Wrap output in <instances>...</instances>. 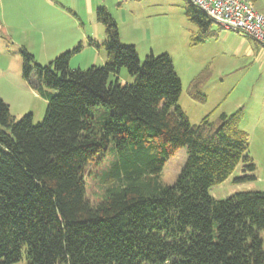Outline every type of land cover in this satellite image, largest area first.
Segmentation results:
<instances>
[{
    "label": "trees",
    "instance_id": "16d2710c",
    "mask_svg": "<svg viewBox=\"0 0 264 264\" xmlns=\"http://www.w3.org/2000/svg\"><path fill=\"white\" fill-rule=\"evenodd\" d=\"M185 14L196 41L213 35V21L189 0ZM96 17L104 40L89 45L106 52L103 66L70 68L82 42L45 67L20 47L23 78L48 101L41 123L32 113L15 118L0 98V264L23 255L27 264H264V191L210 194L240 164L250 175L236 181L254 179L242 112L192 124L170 56L141 62L108 9ZM123 68L131 83L120 81ZM184 148L176 182L163 184ZM108 159L93 203L87 168Z\"/></svg>",
    "mask_w": 264,
    "mask_h": 264
},
{
    "label": "rangeland",
    "instance_id": "374dc122",
    "mask_svg": "<svg viewBox=\"0 0 264 264\" xmlns=\"http://www.w3.org/2000/svg\"><path fill=\"white\" fill-rule=\"evenodd\" d=\"M254 5L264 14V0ZM185 6L186 0H142L133 8L113 10V15L120 21L126 37L127 42L123 43L137 45L141 62L150 54L170 56L182 84L178 104L192 124H200L209 114L216 119L222 113L242 112L240 128L249 135V155L256 166L254 179L236 181L250 175L240 164L224 183L213 186L210 194L224 200L242 191H264V58L256 51L248 53V47L256 50L252 40L216 23L210 28L213 35L202 42L196 41L201 34L197 25L187 19ZM87 28L96 37V28L91 25ZM100 28L103 29L101 25ZM20 47L0 30V97L9 104L15 118L32 113L34 124H38L45 118L48 101L23 78ZM54 48L49 52L37 48L26 50L33 55L36 65L45 67L66 52L58 45ZM105 59L104 50L90 47L72 58L70 68L86 70L93 65L103 66ZM120 81L132 82L126 68L121 70ZM186 160L187 150H178L163 169L162 183L173 185ZM108 164L109 159L99 168H87V196L93 203L102 194L99 175ZM16 264H27L25 255Z\"/></svg>",
    "mask_w": 264,
    "mask_h": 264
},
{
    "label": "crops",
    "instance_id": "0c3cea01",
    "mask_svg": "<svg viewBox=\"0 0 264 264\" xmlns=\"http://www.w3.org/2000/svg\"><path fill=\"white\" fill-rule=\"evenodd\" d=\"M140 2L142 0H0V30L16 46L49 52L58 45L63 52L74 49L82 42L84 51L94 48L89 45L90 40H104V27L96 17L99 7H105L112 13L118 23L122 42H127L113 10L133 8ZM252 2L258 3L259 0ZM89 25L96 28V37L89 32ZM252 41L256 50L248 47V53L254 54L256 51L258 56L264 58V46Z\"/></svg>",
    "mask_w": 264,
    "mask_h": 264
},
{
    "label": "built area",
    "instance_id": "2783aa9c",
    "mask_svg": "<svg viewBox=\"0 0 264 264\" xmlns=\"http://www.w3.org/2000/svg\"><path fill=\"white\" fill-rule=\"evenodd\" d=\"M226 30L251 38L264 46V15L252 0H189Z\"/></svg>",
    "mask_w": 264,
    "mask_h": 264
}]
</instances>
